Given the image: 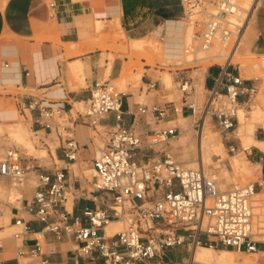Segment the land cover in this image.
<instances>
[{
  "label": "crops",
  "instance_id": "0c3cea01",
  "mask_svg": "<svg viewBox=\"0 0 264 264\" xmlns=\"http://www.w3.org/2000/svg\"><path fill=\"white\" fill-rule=\"evenodd\" d=\"M54 1L55 6H51L48 0H0V87H4V90H0V150L7 146L8 136L6 133L2 134L5 131L3 124L18 121L20 114L27 119L21 126L20 138L29 147L28 156H35L28 159L22 157L23 164L28 168L24 185L20 186L21 197L17 198V204L1 199L11 185L12 179L0 175V217H5L9 221L7 229L19 228L14 223L15 217H25L30 225V231L19 238L10 236L2 239L0 264H40L42 257L48 259V264H106L104 257L97 250L90 255L81 254L80 242L75 237L42 231L43 225L28 209V204L38 190L37 175L39 173L53 175L57 170L64 169L71 188L86 189V198H74L68 207L73 216L72 221L74 217L80 216L82 221L86 222L82 218L86 207L106 208L110 205L112 200L105 192L95 191L93 186L89 189L75 174L79 158L86 163L87 174L88 170H91L89 174L95 172L90 163L93 164L101 147L96 144L94 137H87L92 127L90 117L79 113L78 103L89 101L96 81L119 79L125 84L124 78L128 74L130 61L128 54H132L127 53L130 50L128 48L130 39L152 38L158 41V38L168 49L163 55L169 58L173 55L177 58L184 56L183 47L188 32L185 29V9L182 0ZM252 12L250 23L242 38L244 39L247 34L245 41L248 49L264 53V0H257ZM93 27L97 31L107 30L111 34H115L117 30L116 40H121L119 45L123 54H119L117 49L106 47L100 37H96L95 32L91 31ZM88 37H96V40L88 41L86 40ZM239 50L235 56L239 55ZM132 52L141 51L137 49ZM114 54L116 56L111 58L110 55ZM142 62L146 63V60L142 59ZM201 69L199 77H195L194 72L200 68L187 67L176 71L177 82L178 77L192 78L190 82L192 89L189 94H184L181 106L167 98L162 80L154 77L151 65L145 64L144 70L140 73L134 72L137 81L143 85L138 89L124 91L121 108L123 123L127 126L135 125L143 137L162 128L175 126L179 130L174 137L156 146L155 149H137L135 159L138 162L163 158L166 153H172L178 160L184 162L198 156L201 129L197 134L193 133V129L197 128L195 124L200 120L196 117L201 112L203 101L205 103L210 91L216 86L220 73L218 65ZM228 70L236 74L238 67L231 65ZM239 72L242 75L241 67ZM106 73L108 78H105ZM75 75L79 77L78 80H74ZM255 77L259 79L263 76ZM244 79L246 88L252 86L256 88L257 83L253 78ZM166 80L170 86H174L171 72L167 73ZM8 87L15 89L9 90ZM260 92L263 94V90ZM254 93L255 91L251 93L250 98L248 94L241 95L240 101L252 100ZM30 103L37 105L32 108ZM192 103L196 107L195 113L190 108ZM9 104L15 106L9 108L7 107ZM153 105L165 110L163 118H158L157 112L151 111ZM45 107L59 110L58 117L64 118V122L58 121L55 114L47 118L41 111V108ZM140 107L148 109L141 113ZM258 111L260 117L263 113L262 108L258 107ZM29 118L31 123L28 122ZM46 121L51 123V128L45 126ZM117 122L116 113L111 112L100 119L99 126L108 132ZM239 124L240 118L235 132ZM259 126L264 129L263 125ZM256 129L257 127L252 135L254 143L245 148L247 151L245 153L255 162L252 163L256 165L257 174H260L262 169L263 182L257 184H261L263 187L260 191H264V139L256 137ZM32 132L38 134L44 146L42 149L38 148L36 140L29 136L28 133ZM232 136L226 139L228 147L235 145L239 150L240 145L234 143L235 137ZM70 138L78 142V156L75 160H70L65 153ZM39 155L41 157H38ZM231 157L230 167L234 171H240L233 163L234 156ZM224 166V172L228 174L229 167L225 164ZM220 186L228 187L225 183ZM5 231L4 226L0 225V233ZM107 234L110 233L107 231ZM37 240L42 244V256L17 254L19 249L33 247ZM222 247L202 244L192 248V244L188 242L166 247L160 256L136 261L135 264H180L184 260H188V264H230L228 254L235 249ZM258 252L264 254V242H261L258 250L252 253ZM157 257L164 260H158ZM22 259L27 261L23 262Z\"/></svg>",
  "mask_w": 264,
  "mask_h": 264
},
{
  "label": "built area",
  "instance_id": "2783aa9c",
  "mask_svg": "<svg viewBox=\"0 0 264 264\" xmlns=\"http://www.w3.org/2000/svg\"><path fill=\"white\" fill-rule=\"evenodd\" d=\"M48 2L55 6L54 0ZM182 3L185 18L196 28L199 48L218 51L209 59L223 60L211 64L218 65L220 73L195 127L200 130L203 117H209L225 139H229L239 123V107L251 101L241 102L240 96L248 94L250 98L256 89L244 86L245 79L239 72L241 65L233 62L247 27L249 12L240 6V0H182ZM231 65L238 67L236 74L228 70ZM191 80V77H178L184 94H189L192 89ZM124 94L110 80L96 81L87 111H79L90 117V125L97 133H100V119L107 113H116L118 122L109 129L108 137L93 161L92 186L95 191L105 192L111 198V204L106 208L86 207L82 217L86 222L80 216L72 221L67 206L69 197L86 198V189L71 188L64 169L53 175L39 173L36 179L38 190L28 209L43 225L42 231L75 237L80 242L81 254L90 255L97 250L106 264H135L160 256L166 247L188 242L192 248L205 244L249 252L258 250L259 244L264 242L260 238L264 227L257 228L254 222L256 183L221 190L216 180L207 175L203 162L202 166L190 167L172 153L138 162L135 159L137 149H155L179 130L175 126L162 128L143 137L135 125L123 123ZM36 105L30 103L32 108ZM190 108L196 112L193 103ZM147 109L140 107L139 111L145 113ZM41 111L47 118L60 113L47 107ZM151 111L157 112L160 119L165 116V110L157 105H153ZM45 126L51 128V123L46 121ZM65 149L70 160L77 158L78 142L74 138L67 141ZM229 149L232 152L238 150L235 145H230ZM22 160L17 148H9L5 157L0 159V175L23 186L28 167ZM116 219L126 221L127 226L107 235V225ZM164 221L174 225V229L157 233L156 223ZM14 223L19 228L12 237L19 238L30 231L25 217H15ZM17 254L42 256V244L37 240L33 247L19 249ZM40 264H48V259L42 257Z\"/></svg>",
  "mask_w": 264,
  "mask_h": 264
},
{
  "label": "rangeland",
  "instance_id": "374dc122",
  "mask_svg": "<svg viewBox=\"0 0 264 264\" xmlns=\"http://www.w3.org/2000/svg\"><path fill=\"white\" fill-rule=\"evenodd\" d=\"M243 1L244 0H240L241 5L246 4ZM184 21H185V29L188 32V34L191 32V30L192 31L194 30L193 34H195L196 28L194 27V25L191 23H188L186 18L184 19ZM92 30L95 32L96 37H100L102 43H105L106 47H109V48L115 49V50L117 49L119 54H123V53H121L122 51H121L120 45H119L121 40L120 39L116 40V35L118 34L117 30H116L115 34H111L107 30L97 31V30H95L94 27L91 29V31ZM246 36H247V34H245L244 39L242 40L241 47L239 50V55L234 56L233 61H234V63L240 62L241 70H242V77L253 78L254 82L257 83L256 90H255V93L252 97V100L249 102L248 105H245L242 108H240L241 107L240 106L239 107L240 110L238 111L239 115H241L240 121L244 122L246 124H249L252 127H250V129H249L250 132L246 133V132H243L239 126L237 131L232 133V135H233L232 137H235L234 143L236 145H240L239 150L232 152V151H230V149L228 147L227 140L225 139L224 135L221 133V131H220L219 127L217 126V124L215 123V121L213 119L207 120L208 123L206 126V133H207L208 137L210 138V144L214 147L219 142H222L223 144L225 143L224 145L226 148V153L220 152L218 157L215 159V161H212V160L207 161L205 159L203 163L205 165L204 168H205V171H206L208 176L214 178L213 176L216 175L217 178H214V179L216 180L219 187H220V185H222L224 183L227 184V186H228L225 189H230V188H234L236 186H244V185L256 183L257 192L259 193L258 196L260 197V201L257 200L256 195H255L254 212H259L261 214H264V191H260L261 190L260 188L263 186H260L259 184H257L258 182H263L262 169H261L260 174L256 173V171H257L256 165L253 164L255 162L251 161L250 158L247 157L248 156L246 154L247 151L244 150V148L249 147L254 143L252 141V135H253L254 129L256 127H257V129L255 130L256 137L264 139V129L261 126H259V125L264 126V53L254 52V51H251L250 49H248V47L246 46V41H245ZM96 37H88V38H86V40H88V41H91L93 39L96 40L95 39ZM157 40L160 41L158 38H157ZM195 40L196 41H195L194 45L197 48V52H195V54H193L192 56H187L186 54H184L183 57L180 56L179 58H177V56H174V55L169 58L165 54L164 55H163V53L160 54L157 51L151 52L150 50H148V51L140 50L141 51L140 53H133L131 50H129L127 53H132V54H128L130 56V61L128 63V65H129L128 74L124 78L125 84L123 82H121L119 79L112 80L111 83H113L117 87V89L121 90V91L138 89L140 86L143 85V83L142 82L140 83L137 81V78L134 76L135 75L134 72L140 73L141 70H144V65L149 64L153 68L154 77L160 78L162 80L163 86H164L165 91L167 92V95H168L167 98L171 102H177L178 106H181L182 105V99L184 98V93L180 88V83L177 82V80L175 79L176 71L179 69L187 68V67L200 68V70L194 72V76L199 77L201 75V72H202L201 68H208L214 62H223V60L219 59V58L214 59V60H210L209 56L217 54L218 51H205L204 49L199 48L198 39L195 38ZM161 43H163V42H161ZM114 56H116V54L110 55L111 58H113ZM142 59H145L146 63H143ZM155 69H157V70L155 71ZM168 72L172 73L173 81L175 82L174 86H170L166 80V76H167ZM212 73H214L213 70H212ZM255 75L263 76V77L257 79L255 77ZM105 78H108L107 73L105 74ZM78 79H79V77L75 75L74 80H78ZM195 84H196V82H195ZM129 85L131 86V88H128ZM8 89L13 90V89H15V87H8ZM0 90H4V87L1 86ZM189 90L191 91V89H189ZM261 90H263V94L260 92ZM205 99H206V97H205ZM224 101H226V98H224ZM203 103H204V101H203ZM203 103H202V106H203ZM252 104H254V105H252ZM88 105H89V101L84 102L82 104L78 103V110L82 111V112H86ZM250 105H251V107H250ZM12 106H15V105L14 104L7 105V107H9V108H12ZM258 107H261L262 111H263V113L260 117H259ZM201 110H202V107L200 108V111ZM200 116H201V112H199L196 119H199ZM55 118L62 123L64 122V118L58 117L57 113L55 114ZM26 120L27 119L23 115L19 114L18 121L3 124L5 131L2 132V134L6 133L8 137L6 139V142H7L6 148L0 150V159L5 157L6 152L11 147L17 148L19 154L23 157V159L35 157V156H28L27 152L30 154L29 147H28L27 143L25 141H23L22 138H20V135H19L20 132L22 133L21 126L24 125ZM16 122H18V124H15ZM28 122L31 123L30 118H29ZM98 130L100 131V133H97V131L91 127L89 129L87 137H94L96 144H99L102 147L103 143L105 141L104 138L108 137V132L101 126L98 127ZM198 130H199V128L193 129V133L197 134ZM188 132L189 131H187V133ZM28 134L32 139L36 140L38 148L42 149V147H44L42 145V143L40 142L38 134H36L34 132L28 133ZM95 150H96V148H94V151ZM231 156H234L233 160L245 158L247 160V166L242 165L241 169H239L240 171H234L230 167V163L232 161ZM38 157H41V155H39ZM46 157L48 158L49 156L46 155ZM57 162H59V161H57ZM77 162H78V170L75 171L73 168L72 169L75 171V174L77 175V177L82 180L83 185L88 187L89 189H92L91 181L93 179L95 172L89 174L91 172V170H88V174H87V172L85 171L86 163L83 162L81 160V158H79ZM90 164H91V166H93L92 163H90ZM224 164L229 167L230 171L228 174H225V172H224V167H225ZM198 165L199 164L196 163L195 166L197 167ZM20 186L21 185L19 183H16L15 180H12L11 185L6 189L5 195L3 197H1V199L4 201L11 202L12 204H17V198L21 197ZM72 203H73V196L70 195L67 206L69 207ZM257 203H260V204L262 203L263 206H260L259 209L256 210V207H257L256 204ZM262 218L264 220V215L262 216ZM254 220H255V222H257V220H258L257 214H256V217L254 218ZM119 222H120V229L121 230L127 226L126 221L121 220ZM262 223H263L262 225H264V221H262ZM8 224H9V221L7 220V218L0 217V225H3L4 228L6 229V231L4 233H0V239H3V238L6 239V238L10 237L16 230H18V228L7 229ZM155 228L157 229L156 230L157 233L167 232V231H172L174 229V225H170L166 221H164L161 223H156ZM262 231H264V230H262ZM181 232H183V231H181ZM113 233H115V230H113L110 234H107V235H112ZM260 238L264 239V234L260 235ZM214 240H216V239H214ZM224 248H227V247H224ZM228 255L230 258L234 259L235 261H237V260H246V261L249 260V261H255L258 264H264V254L263 255H256V254H253L252 252H249V251L235 250L234 253H229ZM156 259L164 260L162 257H157ZM22 261L26 262L27 259H22ZM187 261L188 260H184L180 264H188Z\"/></svg>",
  "mask_w": 264,
  "mask_h": 264
},
{
  "label": "bare ground",
  "instance_id": "6f19581e",
  "mask_svg": "<svg viewBox=\"0 0 264 264\" xmlns=\"http://www.w3.org/2000/svg\"><path fill=\"white\" fill-rule=\"evenodd\" d=\"M243 2H245L246 4H242L241 5V3H240V6L244 9V11H248L249 12V15L247 16V21H248V23H250L251 13H252L253 7H254L255 3L257 2V0H244ZM248 23H247V26H248ZM193 32H194V30L193 31L191 30V32L187 35L186 43L184 44V47H183L184 54H186L187 56H192L193 54H195V52H197V48L194 45L195 41H196L195 40L196 35L193 34ZM128 48H130L131 51H134V50H137V49L144 50V51L150 50L151 52H153V51L156 52L157 51L160 54H162L164 51L168 50V49H166V47L163 44H161L159 41H156V40H154L152 38H150V39H148V38H145V39H130L129 44H128ZM174 50H177V48H174ZM238 50L239 49H237V51ZM237 51H236V53H237ZM239 118H241V115H239ZM206 120H210V118L206 117L205 119H203V122L201 123L199 154L194 159H190V160L186 161V164H188L190 167L196 168V166H195L196 163L199 164L198 166H202V162H204L205 159L207 161H210V160L215 161V159L218 157L220 152L226 153L225 145L222 142H219L214 147L210 144V138L208 137V135L206 133V126H207V123H208V121H206ZM240 124H239V126H240V128L242 129L243 132H246V133L250 132L249 129L252 126H250L249 124H246L244 122H241V121H240ZM244 150H245V148H244ZM233 163H234V165H235V167L237 169H241L242 165H246L247 166V160L245 158L236 159V160H234ZM203 166L205 167L204 163H203ZM213 177L217 178L216 175H214ZM220 189L221 190H228V189H225V188L222 189L221 186H220ZM255 195H256L257 200L260 201V197L258 196L259 193L256 192ZM256 206H257L256 207V210H257V209H259L260 206H263V205H262V203L261 204L257 203ZM254 214H255V217H256V214L258 216L257 222H255V220H254V222L256 224V227L257 228L264 227V225H262L263 224L262 223V221H263L262 216L264 214H261L259 212H254ZM113 230H115V232H119V231L123 230V229L122 230L120 229V222L118 221V219H116V221H111L109 223V225L107 226L108 233H111ZM238 251H246V250H238ZM229 253H234V251H230ZM256 255H263V253L258 252V253H256ZM229 259H230V262H229L230 264H258L255 261H249V260H247V261L246 260H237V261H235L232 258H229Z\"/></svg>",
  "mask_w": 264,
  "mask_h": 264
}]
</instances>
